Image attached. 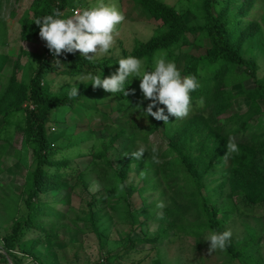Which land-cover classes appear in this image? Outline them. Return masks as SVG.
Returning <instances> with one entry per match:
<instances>
[{"label":"trees","instance_id":"trees-1","mask_svg":"<svg viewBox=\"0 0 264 264\" xmlns=\"http://www.w3.org/2000/svg\"><path fill=\"white\" fill-rule=\"evenodd\" d=\"M130 1L158 25L147 40L135 41L125 58L136 57L151 71L154 60L162 57L179 65L182 77H195L199 87L190 92V112L185 118L169 116L168 123L157 121L145 112L147 103L140 84L131 78L124 85L128 95L96 89L91 80L76 86L79 95L71 99L60 93L66 87L60 88L59 93L51 91L49 75L53 73L65 71L72 77L97 75L114 61L104 57L87 59L77 51L54 55L40 37L35 19L54 14L57 9L63 14L60 18H66L69 8L81 6L79 0H30L18 37L21 42L29 37L40 38L42 52L26 79L16 78L22 65L20 56L9 62L6 74L0 71V130L10 124L12 117H20L13 128L21 133L22 145L31 157L17 194L4 188L0 179V264H26L25 256L45 263L36 255L40 240L60 231H73L64 224L51 229L40 218L54 217L57 210L52 206H69L75 188L87 194L85 206H97L89 207L81 218L83 230L95 231V223L108 210L128 217L132 228H140L141 215L146 214V220L162 211L169 224L156 236L169 230L197 238L204 230L225 231L224 219L217 217V210L232 204L237 197L251 207L264 209V75H256L258 65L251 54L253 44L264 51V0H195V7L187 6L183 12L159 0ZM253 9L259 11L262 25L254 19H243ZM188 12L193 20H186ZM6 29V23L0 21V69L5 63L6 53L1 50L7 40ZM189 36L199 38L198 48L202 51L179 58L174 54L176 49L197 42ZM245 80L250 81V86L243 85ZM201 98L202 107L197 105ZM112 106L113 110L104 112ZM158 107H164L167 115L164 105ZM71 112L77 123L68 115ZM67 115L70 123L63 121ZM94 119L99 128H83V124ZM83 120L78 129V122ZM55 124L65 129H56ZM50 127L55 131H50ZM156 132L164 138V144L153 154L154 145L148 137ZM229 137H234L238 152L225 156ZM64 139L63 146L56 143ZM89 139L92 143L88 146ZM139 147L145 152L137 160L130 154ZM153 155L158 162H154ZM83 157L85 162H74ZM128 175L137 179L136 184L124 183ZM92 180L101 187L88 193L86 188ZM44 197H49V201H44ZM136 200L139 207L129 208L135 206ZM161 201L164 207L158 209L156 205ZM192 209L199 218L197 223L189 219ZM56 217L64 221L66 211ZM156 236L147 241L154 242ZM134 240L143 238H133L130 246ZM224 250L233 258L243 254L236 250L231 238ZM115 255L119 258L120 254ZM106 258L110 259L105 256V262Z\"/></svg>","mask_w":264,"mask_h":264},{"label":"rangeland","instance_id":"rangeland-1","mask_svg":"<svg viewBox=\"0 0 264 264\" xmlns=\"http://www.w3.org/2000/svg\"><path fill=\"white\" fill-rule=\"evenodd\" d=\"M30 0H0V21L6 23V36L7 40L2 47L1 52L6 53L5 63L1 67L0 71L6 74L9 71V62L20 56L19 68L17 69V80L20 78L26 79L30 75V69L35 66V58L42 52V45L40 38H28L26 41L21 42L18 37L19 24L22 17L28 14L27 6ZM167 5H172L178 12L187 11V6L195 7V0H159ZM106 3L115 4L117 8L125 15V20L116 26L115 42L109 48L107 53L97 52L89 53L91 58H110L113 63L106 65V70L102 73V77L110 76L115 73L119 68L118 61L116 60L125 58L127 53L132 49L135 41H145L153 33V30L158 25L157 22L152 20L148 13L133 4L130 0H105ZM81 6L79 8H86L91 4L95 3V0H79ZM11 11V13H10ZM13 12V13H12ZM243 19L255 20L261 23L260 14L257 9L251 10V14L244 16ZM186 20H193V17L188 12ZM191 40L197 41L192 46L181 45L174 51V54L179 55V58L186 53L198 54L202 51V48H198L199 38L196 36L191 37ZM203 46L206 42L202 41ZM21 50L26 51V54L21 53ZM121 51H124L122 55ZM77 52H79L77 50ZM80 53V52H79ZM28 54V55H27ZM251 54L254 55L258 69L256 75L261 77L264 75V51L259 48L256 44L252 45ZM248 56V54H246ZM30 61V62H29ZM172 62L171 60H168ZM179 65H177L178 67ZM154 67V62H153ZM142 72L145 69V64L141 61ZM237 69L236 72H239ZM50 89L55 93L60 92V88H64L60 93L68 95V91L76 88L79 85H86L84 82L79 81V76H69L65 71L56 72L51 75ZM129 78L137 80L140 84V78L132 77ZM92 85V84H91ZM243 85L250 86V81H244ZM93 87V86H92ZM101 88L102 87H96ZM239 91L238 87H235ZM64 91V92H63ZM144 98V96H143ZM147 106L150 103L148 99H145ZM264 107V103H263ZM76 108V106H74ZM105 108H108L105 107ZM114 107H109L105 113L113 110ZM53 112V111H52ZM54 115V113H52ZM56 112V111H55ZM68 112V110H65ZM72 112L68 113L74 120L73 123H77V117L72 116ZM79 114V113H78ZM63 116V121L70 123L68 120L69 116ZM80 116V115H78ZM20 117H12L10 124L5 125L4 129L0 130V170L3 187H8L10 193L17 194L20 191L23 175L25 168L28 167L30 161V154L22 145L21 133L16 132L13 125L20 122ZM135 119V118H133ZM53 121V120H51ZM97 119L83 124V128L86 126L99 128L97 125ZM107 121V119H105ZM78 122V129L82 128V123ZM264 122V116L262 117ZM58 123V122H54ZM56 125V124H55ZM53 126V125H52ZM56 129H65L61 126H55ZM54 127V128H55ZM4 140V141H3ZM149 142L154 145L157 151H160L162 144H164V138L156 133H151L148 137ZM64 140L56 141L57 144L63 146ZM88 146L92 143L89 139L86 141ZM87 146V147H88ZM4 151H1V148ZM73 149L70 150L71 153ZM65 154V152H64ZM86 158H75L74 162L81 164L85 162ZM260 169H262V163H259ZM137 179L128 175L125 184H136ZM101 184L96 180L89 182L86 188V192L94 193L99 190ZM3 190V189H1ZM49 197H44V201H49ZM88 196L84 191H79L77 188L70 194L69 206H52L54 210V217L43 216L40 220L54 229V226L64 224L66 228L71 229L73 232L60 231L57 235H52L50 238L41 239L39 246L36 249V254L39 256V260H43L46 264H87L97 260L99 257L108 256L110 259L107 260L106 264L110 262L115 264H264V209L256 206L251 207L249 203L243 202L239 197L230 205L219 206L217 210V217L223 218V228L230 230L231 240L236 250L243 253L238 258L231 257V254L225 250L216 249L212 253L209 252L210 241L205 240L209 233L208 230L202 231L201 235L194 238L190 235H184L182 233H176L175 231L161 232L158 236L156 234L169 224V220L163 214V218L158 216L157 211L155 216L151 219H146V214L141 215L139 220L141 226L135 225L131 227L130 219L128 217L118 216L111 210H108L106 215L95 223V231L90 229H84V221L81 218L84 216L87 209L90 207L96 209L97 206H85V201ZM19 208L22 211V202L18 203ZM139 201H135V206L129 208H138ZM39 206H44L40 203ZM95 207V208H94ZM106 210V209H105ZM66 218L64 221H59L56 217L60 213L65 214ZM163 213V212H162ZM189 219L197 223L198 217L196 216L195 210L192 209L190 212ZM49 217V218H48ZM78 217L77 220H73ZM39 220V221H40ZM143 220V221H142ZM42 223V224H43ZM44 226V225H43ZM45 227V226H44ZM70 231V230H69ZM56 236V237H55ZM156 236L154 242L147 241V239ZM133 238H143L142 241L134 240L130 246V241ZM248 245V246H247ZM245 246H247L245 248ZM124 256L122 255L124 250L129 249ZM120 254L116 258L115 254ZM44 263V264H45Z\"/></svg>","mask_w":264,"mask_h":264},{"label":"clouds","instance_id":"clouds-1","mask_svg":"<svg viewBox=\"0 0 264 264\" xmlns=\"http://www.w3.org/2000/svg\"><path fill=\"white\" fill-rule=\"evenodd\" d=\"M70 9V8H69ZM63 14L59 9L54 14H49L35 19L39 26L40 37L46 41L47 47L54 55L59 56L62 52L73 53L79 51L82 56L90 59L89 53H107L115 42L116 26L125 20V15L115 4L106 3L105 0H95L94 4L86 8H78L71 16L60 18ZM59 61V60H57ZM119 68L110 76L102 77V72L97 75L89 74L79 78V81L91 80L94 88L102 87L106 92H122L125 90V81L130 77L140 78V89L145 99L150 100L146 113L157 121L169 122V116L185 118L188 116L192 104L190 92L195 91L199 84L193 76H181L174 62L166 61L160 57L154 60V68L151 71L141 70V61L133 56L121 58L118 61ZM78 89L73 88L69 98L77 97ZM203 98L197 101V105L203 106ZM164 105L167 109L165 114ZM156 109L155 111L153 109ZM51 128V127H50ZM50 131H55V129ZM227 156L229 153L238 152V146L234 137L227 140ZM157 151L153 147V154ZM145 148L139 147L130 155L137 160L144 155ZM154 162L156 160L153 155ZM156 207L162 209L164 203L158 202ZM163 218V213H158ZM231 231L212 232L205 240L210 241L209 252L216 249L224 250L231 238Z\"/></svg>","mask_w":264,"mask_h":264},{"label":"built area","instance_id":"built-area-1","mask_svg":"<svg viewBox=\"0 0 264 264\" xmlns=\"http://www.w3.org/2000/svg\"><path fill=\"white\" fill-rule=\"evenodd\" d=\"M79 7H72L69 9V16H71L74 11L76 9H78ZM52 130V128H50ZM25 262L26 264H40L39 262H37L35 259H33L31 256H25ZM87 264H106V262L104 261V259L102 257H99L97 260L93 261V262H89Z\"/></svg>","mask_w":264,"mask_h":264},{"label":"crops","instance_id":"crops-1","mask_svg":"<svg viewBox=\"0 0 264 264\" xmlns=\"http://www.w3.org/2000/svg\"><path fill=\"white\" fill-rule=\"evenodd\" d=\"M38 256V254H36ZM39 257V256H38ZM42 261V260H41ZM44 264V263H43Z\"/></svg>","mask_w":264,"mask_h":264}]
</instances>
